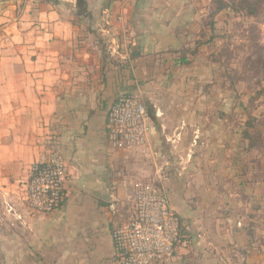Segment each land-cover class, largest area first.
Returning <instances> with one entry per match:
<instances>
[{
	"label": "crops",
	"instance_id": "obj_1",
	"mask_svg": "<svg viewBox=\"0 0 264 264\" xmlns=\"http://www.w3.org/2000/svg\"><path fill=\"white\" fill-rule=\"evenodd\" d=\"M85 1L79 17L67 8L77 0H0V264H116L113 228L129 220L136 184L150 180L170 186L171 207L193 239L199 210L191 201L204 188L192 156L205 144L196 140L214 133L209 118L180 102L145 104L156 157L111 147L106 119L121 93L146 103L165 90L153 82L166 72L158 60L179 52L203 10L189 2ZM179 139L180 160L173 158ZM50 149L71 177L64 206L42 215L25 206V182ZM195 248L193 241L160 264L181 262Z\"/></svg>",
	"mask_w": 264,
	"mask_h": 264
},
{
	"label": "rangeland",
	"instance_id": "obj_2",
	"mask_svg": "<svg viewBox=\"0 0 264 264\" xmlns=\"http://www.w3.org/2000/svg\"><path fill=\"white\" fill-rule=\"evenodd\" d=\"M155 1L189 2L203 12L199 27L188 30L180 45L189 50L183 53L190 64H175L179 52L169 53L168 60L160 57L166 72L152 78L165 90L145 104L180 102L185 112L209 118L205 125L214 128L205 140L199 133L196 141L205 144L193 149L204 188L198 201H191L199 210L192 218L196 248L176 264H264V0H220L238 9L247 2L256 14L246 8L213 18L214 0ZM179 140L173 158L180 160L186 144ZM159 185L170 194L169 185Z\"/></svg>",
	"mask_w": 264,
	"mask_h": 264
},
{
	"label": "built area",
	"instance_id": "obj_3",
	"mask_svg": "<svg viewBox=\"0 0 264 264\" xmlns=\"http://www.w3.org/2000/svg\"><path fill=\"white\" fill-rule=\"evenodd\" d=\"M153 135L154 127L143 100L128 93L119 94L106 119L111 147L156 157L150 150ZM70 177L69 165L50 149L29 169L24 200L27 209L42 215L60 210L68 198ZM112 210L119 213L118 206ZM191 234L190 224L172 209L164 188L156 180L143 181L135 186L129 220L113 228V260L116 264H160L177 252L191 250Z\"/></svg>",
	"mask_w": 264,
	"mask_h": 264
},
{
	"label": "trees",
	"instance_id": "obj_4",
	"mask_svg": "<svg viewBox=\"0 0 264 264\" xmlns=\"http://www.w3.org/2000/svg\"><path fill=\"white\" fill-rule=\"evenodd\" d=\"M52 2H54V1H52ZM77 2L78 3H77V7L76 8L73 9L71 7H68V6H67V8L74 10V12L76 14H78L79 17H82L84 14L87 13L85 9L83 10L86 1L85 0H77ZM213 2H215L216 7L214 9V12L211 14L210 18L216 17L217 15H219L220 13H222L224 11L233 12V13L238 12V11H242L240 9H244V10L248 9V10H250L251 11V12H249L251 14L250 16H253V15L256 14L255 13L256 12L255 6L251 5V4H248L247 2H245L246 7L240 8V9H238V5H235V4L232 7H228L224 2H222L220 0H214ZM55 3L57 4L58 2L56 1ZM184 51L185 50L183 48L181 50H179V53L182 55V57H180L181 59H179L178 60L179 62H177V63L182 64V65H189L190 64V60L187 59L186 54H185L189 50H187V51H185V53H183ZM136 56H139V55L138 54L137 55L134 54V57H136Z\"/></svg>",
	"mask_w": 264,
	"mask_h": 264
},
{
	"label": "water",
	"instance_id": "obj_5",
	"mask_svg": "<svg viewBox=\"0 0 264 264\" xmlns=\"http://www.w3.org/2000/svg\"><path fill=\"white\" fill-rule=\"evenodd\" d=\"M98 187V186H97Z\"/></svg>",
	"mask_w": 264,
	"mask_h": 264
}]
</instances>
